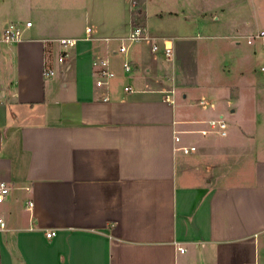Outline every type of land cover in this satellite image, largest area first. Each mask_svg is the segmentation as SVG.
<instances>
[{
	"label": "crops",
	"instance_id": "0c3cea01",
	"mask_svg": "<svg viewBox=\"0 0 264 264\" xmlns=\"http://www.w3.org/2000/svg\"><path fill=\"white\" fill-rule=\"evenodd\" d=\"M1 5L0 36L23 23L19 39L0 41V180L10 185L1 264H264V157L202 135L209 109L179 111L169 72L148 66L145 51L121 72L101 27L67 17L66 5ZM151 37L177 59L195 41ZM61 38L76 39L63 62ZM98 58L115 73L105 86ZM227 85L213 97L228 100L238 86ZM189 143L196 150L180 149Z\"/></svg>",
	"mask_w": 264,
	"mask_h": 264
},
{
	"label": "rangeland",
	"instance_id": "374dc122",
	"mask_svg": "<svg viewBox=\"0 0 264 264\" xmlns=\"http://www.w3.org/2000/svg\"><path fill=\"white\" fill-rule=\"evenodd\" d=\"M1 1L0 18L4 16ZM43 2L66 5L65 10L69 12L67 17H77L85 26L90 25L94 29L100 26L102 33L110 38L109 56L121 72H126L123 68L126 60L133 65L130 73L136 71L133 57L138 51H145L150 63L148 66H153L154 70L160 67L169 72L167 79L174 86L176 105H188L184 104V108L181 106L179 111L209 109L213 117L218 119V111L221 110L225 114L228 134L221 138L219 133H213L228 142L234 156L240 152L264 157V71L260 68L264 62V38L256 36L264 30V0ZM138 7H143L147 16L142 8L138 11ZM131 19L136 20L135 26L146 27L149 38L128 39L134 27ZM177 33L195 36V41L193 44L188 41L189 47L183 46V53L178 59L175 56L168 59L164 55V40L151 35L170 36ZM248 38L252 41L248 42ZM121 44L127 46V51L119 50ZM154 44L156 49H153ZM227 84L239 88H234L228 100L213 97L211 93H217ZM184 92L188 93L186 99L183 98ZM204 99L206 104L201 105L200 100ZM204 126L208 127V123ZM246 130L256 132L255 137L251 136L253 141L247 139L243 132ZM199 134L192 136L195 139Z\"/></svg>",
	"mask_w": 264,
	"mask_h": 264
},
{
	"label": "built area",
	"instance_id": "2783aa9c",
	"mask_svg": "<svg viewBox=\"0 0 264 264\" xmlns=\"http://www.w3.org/2000/svg\"><path fill=\"white\" fill-rule=\"evenodd\" d=\"M22 25L23 23L21 22H10L6 26L3 27L1 30V36H0V41H11L15 39H19L21 31H22ZM26 26H31L32 21H26L25 22ZM90 30V28H88ZM257 37H263L264 38V30H261L257 35ZM146 39L149 38V34L147 33V30L145 27L140 26V25H134L132 33L129 35L128 39L130 40H140V39ZM248 42H251V38H248ZM60 44L63 46V49L60 51L58 55V60L60 62H63L68 56H69V47L76 44V39L74 38H61L60 39ZM168 40L164 41L163 45V50L165 52L166 57L171 58L173 55V46L172 44H168ZM157 46L154 44L153 49H156ZM121 52L127 51V46L124 44L120 45ZM93 65L95 67V74H96V85L98 86H105L109 84L110 79L115 75L113 69L110 66V61L107 58H98L94 60ZM123 68L126 72H131L133 70V65L131 64L130 61H124L123 63ZM261 70L264 71V62L261 65ZM45 74L50 76L54 74V70L51 68H46L45 69ZM126 89H130L129 86L126 87ZM106 100L107 97H104ZM167 100H172L170 99L169 95L166 96ZM208 127L203 128L199 130V132L202 135H207L210 132H216L219 133L220 135L225 136L227 134V122L224 120V118H213L208 120ZM176 141H180L181 137L180 135L175 136ZM196 145H182L180 149L184 151L185 153L192 152L196 150ZM10 192V185L4 181L0 180V203L5 201L6 197L8 196ZM33 202L29 201L28 207L32 208ZM7 230V222L4 219L2 215H0V234L3 233L4 231ZM53 234H55L54 231H48L46 233L47 237H51ZM189 246H180L179 250L181 252H184L188 250ZM1 264V263H0Z\"/></svg>",
	"mask_w": 264,
	"mask_h": 264
},
{
	"label": "trees",
	"instance_id": "16d2710c",
	"mask_svg": "<svg viewBox=\"0 0 264 264\" xmlns=\"http://www.w3.org/2000/svg\"><path fill=\"white\" fill-rule=\"evenodd\" d=\"M137 24L136 20H132V25Z\"/></svg>",
	"mask_w": 264,
	"mask_h": 264
},
{
	"label": "water",
	"instance_id": "95a60500",
	"mask_svg": "<svg viewBox=\"0 0 264 264\" xmlns=\"http://www.w3.org/2000/svg\"><path fill=\"white\" fill-rule=\"evenodd\" d=\"M138 11H141V8L140 7H138Z\"/></svg>",
	"mask_w": 264,
	"mask_h": 264
},
{
	"label": "bare ground",
	"instance_id": "6f19581e",
	"mask_svg": "<svg viewBox=\"0 0 264 264\" xmlns=\"http://www.w3.org/2000/svg\"><path fill=\"white\" fill-rule=\"evenodd\" d=\"M169 44V43H168Z\"/></svg>",
	"mask_w": 264,
	"mask_h": 264
}]
</instances>
